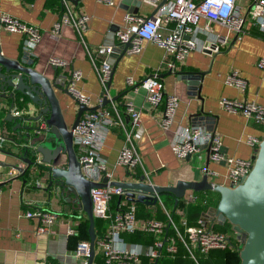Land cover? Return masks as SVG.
I'll list each match as a JSON object with an SVG mask.
<instances>
[{
    "label": "crops",
    "instance_id": "0c3cea01",
    "mask_svg": "<svg viewBox=\"0 0 264 264\" xmlns=\"http://www.w3.org/2000/svg\"><path fill=\"white\" fill-rule=\"evenodd\" d=\"M67 1L73 4L76 11L85 12L89 17L87 29L83 33L84 43L71 25H63L59 34L51 32V27L62 11L61 0H0V13H8L27 25L37 27L41 33L40 39L29 52L35 69L47 77H52L54 73L66 75V72L51 66L49 59L58 57L68 61L69 67L82 72V78L77 82V87L91 98L93 106H95L97 98L101 94V85L93 67V62L97 66L102 63L98 46L109 44L113 38L115 40V33L122 25L129 8L128 5L121 4L122 0H116L114 5H108L98 0H80L77 5L72 0ZM160 1L142 0L141 4L134 7L131 13L148 16L155 11L156 5ZM253 30L256 29L248 28L233 42L235 37L233 31L205 18L199 19L195 25L197 47L191 50L184 61L172 70V72L192 69L206 70L211 67L210 72L204 76L200 88L197 89V95L189 93L184 80L177 79L173 73L167 74L170 69L165 64L171 61L172 57L165 53L162 47L151 41H143L139 53H125L122 56L119 53L115 58L112 65L114 70L109 83V95L117 103L120 116L128 129H130L131 122L130 116L126 113L124 101H131L135 108L140 110V122L133 131L132 140L140 154L143 167L149 172V181L153 185L169 186L174 185L179 179H200L203 175L201 168L206 165L208 169L216 172L215 176L208 175L211 182L227 184L226 166L210 160L206 164L207 153L205 150L199 152L200 157L193 154L189 160L178 158L172 151L171 141L175 138L176 132L191 125V115L200 109L204 113L216 117L213 120L214 132L221 136L223 149L227 155L250 160L255 157L257 146L249 145L247 139L255 137L261 141L264 138V125L258 124L240 113L226 110L219 103L220 99L229 98L255 101L264 106V70L259 69L256 65L259 58H264V36L254 33ZM218 36L226 37L228 40L226 43L220 44L219 51L221 52L216 54L213 49L211 54L207 53L205 44L217 43ZM23 38V35L5 31L0 26L1 53L6 57L16 58L23 50ZM86 46H88L91 57L86 52ZM231 71H237V77L245 81L244 89L238 84L226 83V77ZM163 74L164 77L158 79L161 80L165 92L175 94L179 99L168 129H163L159 125L161 107L157 110H149L145 103V90L140 86L143 79L151 75ZM128 78H132L139 85L137 90L126 86ZM123 90L125 93L119 98L118 94ZM57 95L63 108L66 103L71 102L60 92H57ZM8 105V100L0 98V136L5 138L4 143L0 146V264H78L77 259L70 251L78 241L88 240L87 216L80 207L67 203L63 198L54 197L47 202L44 193L30 189L29 183L24 184L20 173L10 166L14 160L9 152L16 151L18 147L13 140H16L17 134L12 131V123L5 119L9 110ZM15 107H17L16 103L14 111ZM73 119V112H68L67 122L70 124ZM123 142V131L119 127H112L105 138L101 154L107 160L108 170L114 178L130 181L131 179L127 178L126 170L117 164V157ZM18 164L23 167L22 163L18 162ZM32 180L30 178V182ZM40 180L42 186L46 185L42 176ZM195 193V191L188 190L179 199L174 213L179 217L180 223L183 220L186 222L198 221L202 217H208L204 212H207L212 206L205 210L202 209L196 198L192 200V197L189 196L192 194L196 197ZM164 195H160L159 204L162 203L161 199ZM166 199L169 201V198ZM172 199L174 201V196ZM120 203H126V199L122 198ZM158 203L146 205L150 207L151 217L139 218L136 216L137 219H157L155 207ZM111 204L109 203V208ZM116 204L118 208V202ZM136 204L141 203H135V206ZM123 206L125 207V205ZM161 206L167 217L169 213L163 204ZM30 207L44 208L58 214L59 218L51 227L50 232L38 231L37 220L24 216V212ZM110 210L117 211L113 208ZM173 222L175 223V221ZM68 227L75 230L73 235L66 234ZM219 228L229 233L232 239L236 237L228 222ZM144 234L153 237L151 233L144 232ZM143 238L139 242L123 240L126 244L138 243L145 250L151 243H146V237ZM179 244L181 243L179 242ZM238 245L239 242L231 248L232 254L226 255L222 259L211 256L209 253L211 250L206 255L197 254L196 260L192 259L196 264H200V262L201 264H234L233 257L236 251L239 252ZM95 249V255L100 254L96 245ZM165 252V249L160 251L157 264H183L182 255H177V252L175 254ZM140 256L141 264H148L149 259L146 255L142 253ZM93 263L95 262L93 261Z\"/></svg>",
    "mask_w": 264,
    "mask_h": 264
},
{
    "label": "built area",
    "instance_id": "2783aa9c",
    "mask_svg": "<svg viewBox=\"0 0 264 264\" xmlns=\"http://www.w3.org/2000/svg\"><path fill=\"white\" fill-rule=\"evenodd\" d=\"M98 1L108 5L116 3V0ZM61 4L62 11L51 27V32L59 34L63 25H71L79 39L84 43L83 33L87 29L88 15L85 12L76 11L73 4L67 0H61ZM146 17L131 12L126 13L122 25L115 33L114 43L98 46L102 63L97 66L93 62V67L101 85V94L97 98L96 105H101L105 98H107L108 103L95 111L84 112L78 124L72 129L73 148L85 178L93 182H100L103 176L108 178L105 186L90 189L94 216L108 220L104 233L100 237L96 236V246L106 264H141L140 255L142 253L149 259L148 264H157V258L162 248L170 254H175L179 242L194 260H196L197 254L206 255L213 249L232 247L231 236L219 228L222 224L216 216L210 215L205 220L200 219L195 225H188L183 220L180 223L181 229L172 221L169 214H167L168 223L153 218L138 220L135 202L128 200L126 203L119 202V210L116 212L110 210L109 203L113 197L122 195L125 198L129 191H133L135 195L140 192L136 189L109 185L110 181L118 179L114 178L108 170L107 160L101 154V148L112 127H119L124 135L117 164L126 170L130 181L137 182L142 177L143 182L153 185L149 181V172L143 167L140 154L132 140L133 131L140 122V110L135 108L131 101H124L125 110L130 116L131 122L130 129H128L120 116L117 103L109 95V81L112 73L110 59L115 49H121L126 43H130L127 53H139L143 41H151L162 47L165 53L171 55L172 60L165 65L174 70L177 65L184 61L189 52L197 47L195 25L200 18L225 26L228 30L233 31L237 38L250 27L264 34V0H166L161 6L156 5L151 18L146 19ZM0 26L5 31L23 35L22 46L28 53L40 39L41 33L37 27L27 25L5 12L0 13ZM217 41L224 44L228 40L226 37L218 36ZM86 52L91 57L88 46H86ZM49 64L66 72L67 90L75 102L93 106L91 98L77 87V82L82 78V72L79 69L69 67L68 61L58 57H51ZM256 65L259 69L264 70V58H259ZM226 83L238 84L243 89L246 85L243 79L237 77V71L228 73ZM126 86L137 90L139 85L132 78H128ZM140 86L145 90L144 98L149 110H157L161 107L159 125L163 129H168L178 105V96L166 93L161 80L156 75L143 79ZM219 103L226 110L240 113L246 118L264 125V106L255 101L222 98ZM4 141L5 138L0 136V146ZM247 142L249 145L258 146L260 140L249 137ZM202 145L209 147L210 161L226 166V185L239 184L241 178L246 177L251 171L253 160L227 155L223 149L221 136L216 132L208 131L203 126L191 124L181 128L171 141L173 153L183 160L186 159L187 154H191V156L197 154L200 157L198 146ZM201 171L207 176L216 175V172L208 169L207 166L202 167ZM31 184L42 186L40 178H34ZM211 185L214 186L216 183L211 182ZM189 196L195 200V196L192 194ZM160 204L162 205V203ZM24 216L36 219L38 222L37 230L42 233L50 232L51 227L59 218L54 211L32 207L24 212ZM206 222L208 223L207 226L205 225ZM166 226L172 229L168 235L165 232ZM137 231L151 233L154 237L151 245L145 250L138 243L126 244L123 240L122 233ZM74 233L73 228H67V235ZM70 252L77 259L78 264H86L89 241H78Z\"/></svg>",
    "mask_w": 264,
    "mask_h": 264
},
{
    "label": "water",
    "instance_id": "95a60500",
    "mask_svg": "<svg viewBox=\"0 0 264 264\" xmlns=\"http://www.w3.org/2000/svg\"><path fill=\"white\" fill-rule=\"evenodd\" d=\"M78 4L80 0H72ZM142 0H122L121 4L128 5V11L133 12ZM161 0L158 6L164 4ZM130 5V6H129ZM153 16L148 15L146 19ZM236 36L233 38V42ZM114 38L109 44H113ZM220 43H206L205 49L211 54L219 51ZM130 43H126L121 49H115L111 55L112 65L119 53H127ZM215 57V54H214ZM213 57V58H214ZM34 61L29 53L21 50L16 58L6 57L0 48V98L9 101L8 113L5 119L12 123V131L17 134L15 145L16 151L9 152L14 162L10 164L23 178L24 184L30 189L41 191L49 202L52 198H63L67 203L80 207L88 219L89 253L86 264H92L95 257L96 232L93 214V201L90 189L103 187L108 178L103 176L100 182H93L85 178L81 165L73 148L72 129L86 111H95L108 103L107 98L101 105L86 106L78 104L67 90V76L54 73L47 77L37 71ZM114 67H112V71ZM211 70L192 69L186 71L172 72L177 79L184 80L191 95H197V89L203 78ZM112 75V73H111ZM151 75L150 77H152ZM163 78V75H156ZM111 79V77H110ZM110 83V81H109ZM57 92L65 95L71 102L61 106ZM20 94L23 98L21 107H15L16 96ZM117 99V97H114ZM15 112V113H14ZM68 112L74 115L72 123L67 122ZM214 115H208L200 111L191 115L193 125L204 126L208 131L214 132ZM199 150L207 153L206 164L209 162V147L198 146ZM191 154H187L189 160ZM18 162L23 164L21 167ZM207 166V165H206ZM36 171V172H35ZM44 178L46 185L36 186L31 184L30 178ZM112 180L109 185L120 188L140 190L135 195L129 191L125 199L130 202L155 205L159 202L161 194L170 193L174 196V206L188 190L192 191H214L219 194L216 206L204 212L207 216H216L220 224L228 222L232 226L235 238L238 240L240 264H264V138L261 139L253 158L252 169L246 177H242L237 185H211L208 176L203 174L200 179H179L174 185L158 186L150 185L142 181ZM123 198L117 196L119 203ZM202 219H206L202 217ZM207 226L208 223L206 222Z\"/></svg>",
    "mask_w": 264,
    "mask_h": 264
},
{
    "label": "trees",
    "instance_id": "16d2710c",
    "mask_svg": "<svg viewBox=\"0 0 264 264\" xmlns=\"http://www.w3.org/2000/svg\"><path fill=\"white\" fill-rule=\"evenodd\" d=\"M254 33H258L262 36H264V34H261L260 32L253 30ZM126 90V88H125ZM125 90L121 91L118 95V97L120 98L124 93ZM22 95L18 94L16 96V105L18 107H21V105L23 104V101H21ZM164 195V194H163ZM196 195V201L198 204H200V206L202 207V209H208L210 206L214 207L216 206V204L218 203L219 200V194L217 192L214 191H198L195 193ZM164 197V198H163ZM162 197V204L165 207V209L167 210V212L170 214L171 218L173 221H175V223L179 224V228L182 229V226L179 222V217L174 213V209L176 206H174V201L172 199L173 195H171L170 193H165V195ZM169 198V201L166 199ZM111 206L110 208L119 210V208H117V196L113 197L110 201ZM156 211H157V219L161 220L163 222L168 223L165 211L163 209V207L158 203L157 206L155 207ZM150 207L146 206L145 204H136V216L139 218H149L151 217V211L149 210ZM106 222H108V220H103L101 218H96L95 219V232H96V236L100 237L103 233H104V229H105V225ZM188 225H195L197 224V221H187ZM165 232H167V235L170 234L172 232L171 227L166 226L165 227ZM122 237L124 240L128 241V242H139L143 237H146L145 242L146 243H152L154 238L151 237L150 235H145L144 232L142 231H137L134 233H122ZM144 239V238H143ZM238 244V240H236L235 238L232 239V247H227L225 249H213L211 250L209 253L211 256L217 257L218 259H222L224 258L226 255L228 254H232L231 248L235 247ZM164 250V248H162V251ZM165 253H168L167 251ZM177 255H182L184 260H183V264H196V262L188 255V253L186 252L185 248L183 247L182 244L178 245V251L176 253ZM209 256V254H208ZM234 258V264H240V258H239V252L236 251ZM94 264H106L105 260L103 258L102 255L100 254H96L95 258H94ZM201 264V262H200Z\"/></svg>",
    "mask_w": 264,
    "mask_h": 264
},
{
    "label": "rangeland",
    "instance_id": "374dc122",
    "mask_svg": "<svg viewBox=\"0 0 264 264\" xmlns=\"http://www.w3.org/2000/svg\"><path fill=\"white\" fill-rule=\"evenodd\" d=\"M128 178V177H127ZM232 235V234H231Z\"/></svg>",
    "mask_w": 264,
    "mask_h": 264
}]
</instances>
